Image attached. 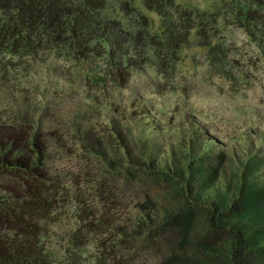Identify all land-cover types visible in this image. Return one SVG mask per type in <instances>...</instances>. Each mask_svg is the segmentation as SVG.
<instances>
[{
	"label": "trees",
	"instance_id": "obj_1",
	"mask_svg": "<svg viewBox=\"0 0 264 264\" xmlns=\"http://www.w3.org/2000/svg\"><path fill=\"white\" fill-rule=\"evenodd\" d=\"M133 1L108 6V0H0V54L66 49L77 59L103 61L105 75L123 86L131 70L151 59L160 73L172 72L194 30L213 51L211 38L222 16L257 42L264 56V0H215L214 12L177 0H137L161 17L160 33L150 30L148 16ZM109 7L125 15L111 16ZM31 118L0 111V264H57L43 240V222L62 190L47 167L48 140L57 135ZM118 131L113 123L110 134L129 156L128 137ZM212 139L191 137L168 154L154 149L137 157L144 160L139 175L147 190L131 226L118 227L111 212L84 207L72 241L83 246L95 236L101 252L96 264H264V156L250 155L241 170L225 176L232 161ZM10 176L15 181L4 182Z\"/></svg>",
	"mask_w": 264,
	"mask_h": 264
},
{
	"label": "rangeland",
	"instance_id": "obj_2",
	"mask_svg": "<svg viewBox=\"0 0 264 264\" xmlns=\"http://www.w3.org/2000/svg\"><path fill=\"white\" fill-rule=\"evenodd\" d=\"M117 1L108 0V6ZM177 2L205 12L219 6L215 0ZM133 3L148 16L150 30L160 33L161 17L137 0ZM106 12L125 15L110 7ZM124 22L130 26L133 21L125 16ZM211 46L213 51L201 45L194 30L180 47L172 72L160 73L151 59L141 70H131L123 86L105 75L103 61L77 59L66 49L62 54L55 49L25 57L0 54V111L5 115L17 112L23 119L34 117L42 130L57 135L48 140L47 167L62 190L58 206L43 222V240L57 264H96L99 260L95 236L91 234L92 240L83 246L71 239L84 215L81 208L98 214L111 212L116 226H131L138 201L147 190L139 175V162L144 160L137 157L150 155L154 149L168 154L191 137L213 138L215 148L225 149L232 161L226 164L223 174L227 176L229 170H241L250 155L264 156L261 47L222 16ZM113 123L128 137L129 156L110 134ZM12 181V176L4 178V182Z\"/></svg>",
	"mask_w": 264,
	"mask_h": 264
}]
</instances>
